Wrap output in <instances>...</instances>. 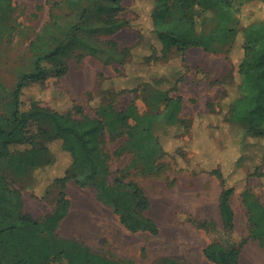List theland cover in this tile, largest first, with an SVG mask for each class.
Instances as JSON below:
<instances>
[{"label": "trees", "instance_id": "obj_1", "mask_svg": "<svg viewBox=\"0 0 264 264\" xmlns=\"http://www.w3.org/2000/svg\"><path fill=\"white\" fill-rule=\"evenodd\" d=\"M111 1L115 14L125 9L123 0ZM258 3L264 11V0H152L151 21L159 41V61L167 62L170 54L184 60L193 46L228 53L232 60L235 49L237 76L224 83L227 102H221L218 110L199 112L188 119L181 116L182 98L171 96L179 81L171 71L158 73L156 82L144 83L152 92L146 113H140L134 103L126 110L101 103L103 116L92 117L60 87L67 67L55 64L54 58L61 48L35 54L33 69L22 74L14 89L12 111L0 113V264H134L56 233L71 207L67 196L71 180L92 186L98 199L111 207L129 230L159 232L156 221L147 215L151 201L145 190L133 181H110L111 167L104 147L107 130L115 137L127 135L126 144L135 151L131 165L143 162L149 173L160 169L161 164L156 163L160 156L170 154L178 161L188 150H205L213 137L235 149L238 144L239 150L258 146L264 164V15L247 12ZM115 14L106 19L113 31L132 25ZM129 51L123 50V56ZM164 80L174 84L165 87ZM198 119H206L202 120L204 130L197 126ZM167 134L189 136L190 144L166 146L161 138ZM208 171L222 184L219 206L223 221L198 222L212 237L204 252L216 264H240L239 255L247 239L237 242L233 236L236 185L230 183L222 164H213ZM11 182L53 202V211L45 219L34 218L25 208L22 192ZM241 190L248 199L253 236L264 238V204L255 198L248 182Z\"/></svg>", "mask_w": 264, "mask_h": 264}, {"label": "rangeland", "instance_id": "obj_2", "mask_svg": "<svg viewBox=\"0 0 264 264\" xmlns=\"http://www.w3.org/2000/svg\"><path fill=\"white\" fill-rule=\"evenodd\" d=\"M123 5L125 9L115 14L111 0H0V113L12 111L14 89L22 74L33 69L35 54L58 47L61 52L54 63L67 67L60 87L83 106L84 114L92 117L103 116L101 103L116 110H126L134 103L140 113H146L152 92L143 85L156 82L158 73L167 71L179 78L171 96L182 98L183 118L218 110L221 102H227L224 83L237 76L235 49L230 55L232 60L228 53L193 46L184 60L170 54L167 62L159 61V41L151 21L152 0H123ZM247 12L264 15L260 3ZM113 14L132 25L113 31L106 22ZM123 50H130L129 55L124 57ZM172 84V80L162 83L165 87ZM121 89L125 90L118 93ZM202 120L206 119H198L197 126L204 130ZM127 139V135L115 137L106 131L104 147L111 167L110 181H133L145 190L151 201L147 215L156 221L159 232L129 230L120 216L98 199L92 186L71 180L67 186L71 207L56 228L58 236L134 264H216L204 252L212 237L198 222L223 221L219 206L222 184L208 171L213 164H222L230 183L237 188L232 197L234 239H247L239 263L264 264V238L253 236L248 199L241 190L248 182L255 198L264 204V164L258 146L239 150L238 144L235 149L213 137L205 150H188L178 161L170 154L160 156L156 159L160 169L149 173L143 162L131 165L135 151L127 146ZM161 139L171 148L190 141L189 136L177 138L171 134ZM11 184L20 189L25 208L34 218L45 219L53 211V202L39 199L17 182Z\"/></svg>", "mask_w": 264, "mask_h": 264}, {"label": "built area", "instance_id": "obj_3", "mask_svg": "<svg viewBox=\"0 0 264 264\" xmlns=\"http://www.w3.org/2000/svg\"><path fill=\"white\" fill-rule=\"evenodd\" d=\"M52 264H59V263H52Z\"/></svg>", "mask_w": 264, "mask_h": 264}]
</instances>
